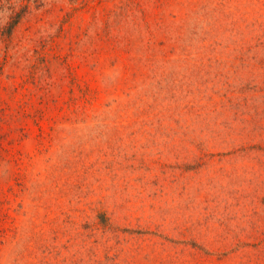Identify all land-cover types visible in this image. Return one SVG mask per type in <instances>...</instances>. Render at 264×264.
<instances>
[{
	"label": "rangeland",
	"instance_id": "rangeland-1",
	"mask_svg": "<svg viewBox=\"0 0 264 264\" xmlns=\"http://www.w3.org/2000/svg\"><path fill=\"white\" fill-rule=\"evenodd\" d=\"M0 264H264V0H0Z\"/></svg>",
	"mask_w": 264,
	"mask_h": 264
}]
</instances>
